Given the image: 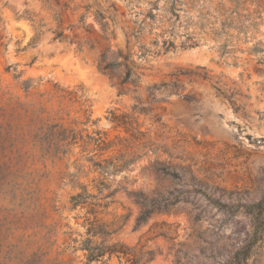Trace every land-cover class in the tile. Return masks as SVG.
Wrapping results in <instances>:
<instances>
[{
    "label": "rangeland",
    "instance_id": "obj_1",
    "mask_svg": "<svg viewBox=\"0 0 264 264\" xmlns=\"http://www.w3.org/2000/svg\"><path fill=\"white\" fill-rule=\"evenodd\" d=\"M107 46L133 84L98 68ZM259 203L264 0H0V264H86L96 220L138 264H264Z\"/></svg>",
    "mask_w": 264,
    "mask_h": 264
},
{
    "label": "trees",
    "instance_id": "obj_2",
    "mask_svg": "<svg viewBox=\"0 0 264 264\" xmlns=\"http://www.w3.org/2000/svg\"><path fill=\"white\" fill-rule=\"evenodd\" d=\"M151 16H153L152 13H150ZM84 20V17H83ZM97 20L101 23V20L97 18ZM85 23V22H84ZM102 25V39L107 41L109 40L108 36V23H101ZM113 36V31L110 32ZM142 33L141 30H135L131 34L135 37H138ZM56 38H63V32H57ZM73 42V38L71 39ZM164 51L167 52L169 49L174 48V42L170 39L164 40ZM96 42L92 41L89 44V50H93L96 48ZM139 48L141 49L140 57L147 58L148 54L151 52L149 49H147L144 45H139ZM79 50L82 51L81 46H79ZM162 51L158 50L156 53L160 54ZM120 55V53H116V51L111 47L107 46L100 54L98 58V68L108 76L112 77H118L119 78V85L121 87H124L125 85L129 83L135 82V77L133 76L132 69L128 66L127 61L129 59V56L123 57ZM191 71H181L180 74L188 75ZM174 86H177L176 83H174ZM137 108V105L134 106V109ZM141 111L145 110L144 108H140ZM114 119H118L121 121V119L118 118V116H114ZM160 120V119H159ZM125 122H121V124H124ZM140 155H133L131 157H127L125 155H121L120 157L116 158V160H104L106 164L102 165V163H97L102 168V171L110 170L113 172H119L127 167H129L134 161H136ZM104 184L103 182H101ZM93 195L89 194L84 190L83 193H78L76 195L72 196V203L74 207H77L79 204L84 203L88 197H92ZM254 208H258L259 212H256ZM251 213H254L255 215V231H254V239L252 241V244H255L259 238L263 235L264 232V220L261 217V213L263 211V204L259 203L256 206H252L250 209ZM115 225V224H114ZM102 224L99 222V220H96L91 223L89 229H88V237L83 240L82 242V248L86 251V258L87 263L90 264L92 262H100L102 261L107 255L109 258L112 256H117L120 260L122 258H125L129 264H138L139 263V256L138 254L131 250L130 248L126 247L123 244H120L118 242L108 244L107 238L111 236L113 233H115L117 230L121 228V226L114 228L113 226ZM96 236L102 237L101 241H94V238Z\"/></svg>",
    "mask_w": 264,
    "mask_h": 264
}]
</instances>
